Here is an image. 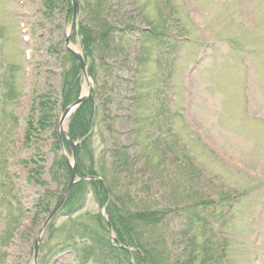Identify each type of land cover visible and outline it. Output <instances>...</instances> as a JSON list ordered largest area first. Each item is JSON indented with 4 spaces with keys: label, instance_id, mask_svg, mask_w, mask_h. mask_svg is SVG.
Segmentation results:
<instances>
[{
    "label": "rangeland",
    "instance_id": "374dc122",
    "mask_svg": "<svg viewBox=\"0 0 264 264\" xmlns=\"http://www.w3.org/2000/svg\"><path fill=\"white\" fill-rule=\"evenodd\" d=\"M78 1L79 8L81 5L85 8L78 11L76 35L70 36L67 41L72 16L67 15L66 10L57 9L53 16H46L43 14L42 0H0V264H34L33 245L39 229L44 226L48 216L47 213H42L40 204L44 202L50 211L55 209L66 185L64 181L55 180L51 173L57 151L52 150L54 140L50 131L39 133L36 139L27 144L26 120L32 115L37 127L40 109L32 108L39 97L51 95L50 97L57 101V107L53 110L57 117L50 121L49 126L58 130L59 116L63 113L60 96L61 78L63 70L69 66L70 58L68 47L82 48L85 55L80 42V21L90 25L95 33L99 32L103 19L110 22L114 27L113 32L121 37L113 38L112 42L116 45L122 42L121 48L124 50L126 42L122 40V36L127 31L125 26H148L149 23L145 20L141 8L154 16V0ZM175 1L178 2L176 15L183 17L185 21L183 29L189 33L188 36L200 42L190 44L183 41L180 44L178 56L173 61L177 67L176 75L174 81H169L171 88L167 91V95L172 94V98L163 99L167 103L166 106L174 107L180 113L176 118V127L190 145L187 153L193 155L197 164L201 166L200 170L204 172L200 185H210V191H216L223 181H229L227 186L237 188H243L244 183L249 182L264 184V52L257 51L260 45L255 39L251 41L247 29L256 24V31L261 34L260 26L264 30V0H260L263 12L260 26V17L255 16L252 0H244L240 4L236 0ZM93 4L96 6H92ZM98 13L102 16L96 19ZM239 29H243V32L239 33ZM203 34L212 36L221 44L216 43L219 47L218 52L211 50L210 45L207 46V42H203ZM231 36L238 41L236 47L228 42V37ZM261 36L264 41V32ZM137 38V35L132 36V41L128 42L130 49L133 50L130 51V56L122 50H119V54L107 56L105 59L101 58L99 53L89 57L88 61L85 56L88 71L90 64L96 70V76L91 77L93 92L87 101L94 97L96 105L102 108L101 116L109 114L110 118L106 121L101 119L94 126L93 147L98 166L101 164L102 156H105L109 166L111 154L117 149H124L129 153L133 158L132 184L129 185L133 196L143 193L142 182L150 181L152 173L158 181L150 182L153 185L151 191L159 200L157 183L162 184L163 180H168L167 173L163 170L156 153L157 157L147 156V152L156 151L154 147L146 148L151 135L147 132V127L144 124H134L129 116L131 98L134 95V82L131 81L138 78L129 62L139 52ZM245 49L253 51L247 53L248 63L253 69L241 64L239 56ZM226 51L232 54L227 57L235 60L234 68L229 67L224 61L221 52ZM196 59L200 61L195 62ZM220 61L222 64H219ZM156 70L154 61L146 65L144 73L140 76L144 87L150 84ZM118 74L129 80L118 81L116 77ZM83 77L81 72V88L77 99L84 96L83 87L86 83ZM227 84L230 88L223 101ZM163 85L164 81L160 83V86ZM166 85L168 86V83ZM12 87L13 98L9 97L13 95ZM144 87L142 92L148 90ZM246 97L250 98L248 104ZM87 101L77 107L70 117ZM149 112V108H140L136 114L142 119ZM70 117L64 124L66 128ZM164 128L166 131V127ZM162 132L163 139H171L168 132L164 130ZM191 135H196V143ZM209 148L214 154L208 152ZM59 155L67 164L70 181L69 163L62 152ZM36 157L43 158L41 161L43 167L39 176L35 178L32 170L38 169L39 163L34 161ZM163 157L169 158L166 154ZM24 159L27 162L23 163ZM173 165L172 163L168 166ZM149 168L151 171H147ZM120 171L121 177H125L127 171L122 167ZM76 173L78 174L77 167ZM77 182L79 177L76 175ZM116 186L118 189L123 188L121 181ZM47 194L51 195L49 199ZM180 194L183 195L182 192ZM111 199L110 197L109 200ZM162 201L165 202L164 199ZM66 204L67 201L41 233L42 245L37 264L104 263L107 259L99 253L96 254V250L94 254L92 253L93 256H87L80 238L78 236H75V239L69 238L66 227L69 230L72 227L73 216L82 218L96 212L102 213L106 205L100 207L91 192L85 195L84 202L79 208L68 211V208H65ZM259 206L257 201L254 213L250 215L253 207H243L240 210V219L227 229L233 237L230 242L233 264L235 262L264 264V210L257 212ZM105 210L109 219V210L108 208ZM253 215L258 218L254 232L251 230L252 225L249 224ZM50 224H53V229L58 232L51 233L48 229ZM93 224L90 222V225ZM110 225L112 228L111 222ZM182 228V216L172 212L165 220L164 231L167 232L168 244L174 254H179L184 244L180 236L173 231ZM69 239L76 242L73 246L76 250L69 247L52 254L50 248L58 249L57 244L68 242ZM254 244L258 246H253ZM83 260L84 262H80Z\"/></svg>",
    "mask_w": 264,
    "mask_h": 264
},
{
    "label": "trees",
    "instance_id": "16d2710c",
    "mask_svg": "<svg viewBox=\"0 0 264 264\" xmlns=\"http://www.w3.org/2000/svg\"><path fill=\"white\" fill-rule=\"evenodd\" d=\"M236 1L240 4V0ZM252 1V7L256 8H254L255 16L260 17V26V20L263 18H261L263 12L260 7V0ZM42 5L46 16L53 15L57 9L66 10L68 15L72 11L70 0H43ZM92 6L95 7L96 5L93 4ZM177 7L178 2L175 0H154V16L149 15L141 8L145 20L149 23L148 28L140 29L134 25L131 27L126 25L127 31L122 36V40L126 42L124 50L121 48L122 42L120 43V40V45L112 42L113 38L118 37L121 39V37L113 32L114 27L110 22L103 19L98 33H95L94 29L84 23V21L81 20L79 23L80 41L87 61L95 53H99L100 57L105 59L107 56L119 54V50L126 51L129 54L128 56H130L133 51L128 43L130 36L135 33L140 35L139 52L129 62L132 69L138 74L136 80H130L132 83L134 82V95L131 98L129 116L134 121V124H144L147 127V132L151 135L148 138L150 143L146 148L154 147L156 149V151L154 150L151 153L150 151L147 152V156H158L160 158V163L168 178V180H163L162 184L161 182L157 183L159 185L157 188L159 200L153 196L155 194L151 191L153 185L150 182L158 181V178L151 172L150 181L142 182L141 190L143 193L133 196L129 187L132 184L131 178L133 177V172L131 171L133 158L129 153L124 149H117L111 154L112 160L109 166L105 156H102L100 166L96 163L93 147V129L101 119L105 121L110 119L109 114L101 116L102 108L96 105L93 97L92 100L90 99L84 103L70 117L68 123L69 134L74 140H80L77 146L78 175L101 176L105 183L96 179L77 182L69 192L65 208H68V211H72L81 207L88 192L93 194L100 207L105 206L108 198L111 197L112 199L107 208L117 239L115 242L111 241L108 223L101 212L82 218H72L70 216L73 220L72 227L70 230L65 227L69 238L75 239V236L80 238V241L84 244L83 251L87 256L94 254L95 250L96 254L99 253L105 256L107 260L101 264H233V254L230 249V242H232L233 237L232 234L228 233L230 230L227 232V229L236 220L240 219V210L243 207H253L252 211L249 212L250 215L252 212L254 213L255 205L258 201L260 206L258 207L259 209L257 208V212L264 210V184L262 183L249 182L245 184L243 182L244 187L237 188L227 186L229 181H223L216 191H210V185H200L203 182V177L201 176L204 172L200 170L201 166L197 164L193 155L190 156L187 153L190 145L180 133V129L176 127V118L180 113L174 107L166 106L167 103L163 98H172V94L167 95V91L171 88L169 81H174L176 75L177 67L173 61L178 56L180 44L183 41H187L190 44L198 43L199 41L192 39V36H188L189 33L183 29L185 21L183 17L176 15ZM81 8L83 10L85 8L84 5H81L80 10ZM240 10L243 12L242 9ZM259 12L261 15H259ZM98 16L102 15L98 13L96 19ZM255 27L256 24L251 29L247 28L249 38H251V41L253 39L258 41L257 43L260 45L258 52H264V41L262 40L263 36H261L264 30L260 26V34ZM238 31L242 33L243 29ZM258 33L260 35L257 36L256 34ZM202 40L207 42L206 45L208 44L205 38L202 37ZM217 42L212 37L210 48L215 50V52H218ZM228 42L233 47H236L238 41L231 36L228 37ZM230 51L221 52V54H223L224 61L228 63V66L234 68L235 60H230L227 57L232 55ZM242 51L239 56L241 64L247 65L249 68L247 53H253V51L251 49H245V52ZM69 56V66L63 71L61 78L60 96L63 108L77 100L81 88L80 66L73 54L69 52ZM151 61L156 63L157 70L150 84L144 87L140 76L144 73L146 65ZM219 64H222V61ZM90 65L89 74L94 77L96 76V70L92 64ZM256 65L254 68H256ZM116 77L118 81L127 80L124 75L118 74ZM163 81L164 85L160 86ZM167 83L168 86L166 85ZM143 87L148 88V90L142 92ZM225 87L230 88L228 84ZM12 90L13 95L9 97L14 96V87H12ZM50 96L47 95L45 98L41 96L36 100L37 102H35V106L32 109L35 110L36 107L40 109L36 122L37 127L31 115L27 120L26 141H33L39 133L51 132L54 140L52 143L54 149L52 150L57 151L54 158V168L56 170L51 168V173L54 175L53 178L55 180L64 181L67 184V180H69L68 167L59 155L61 146L57 139V132L55 128H51V125L49 126L50 121L57 117L53 113V110L57 107V101ZM140 108L150 109V112L144 115L142 119H139L136 114ZM185 126L188 127L187 124ZM164 127H166V132L170 134V140L162 137V129ZM157 130L160 132L159 134ZM191 136L196 143V135ZM63 141L68 151H70L65 138H63ZM161 142L163 145H161ZM208 152L214 154L211 149ZM143 154L146 155V152ZM164 154L169 158H164ZM42 159V157L34 158V161L39 163L38 169L33 168L32 170L35 178L42 171ZM25 162L27 160H23V163ZM172 163L174 164L173 167H169L168 165ZM120 167L127 171L125 177H121ZM150 169L147 171H151ZM119 181L123 184V188H117L116 184ZM200 187L204 188V190ZM262 188L263 191L261 192ZM50 197L51 195L47 194V198L49 199ZM163 199L165 202L162 201ZM38 205L39 203L36 204V206ZM40 205L42 213L50 211L44 202ZM172 212L178 213L183 219V228L173 231L180 236L184 244L179 254L173 253L168 244L167 232L164 231L165 220ZM257 219L253 215L249 220V224L252 225V232H254ZM245 220L248 223L247 217ZM90 222L94 224L90 225ZM53 227V224L49 225L48 229H50L51 233L56 231ZM75 244L76 242H72L69 239L68 242L58 244V246L63 250L66 246L73 247ZM118 244L133 245L138 250L129 251L125 246L122 247ZM253 246L258 245L254 244Z\"/></svg>",
    "mask_w": 264,
    "mask_h": 264
},
{
    "label": "water",
    "instance_id": "95a60500",
    "mask_svg": "<svg viewBox=\"0 0 264 264\" xmlns=\"http://www.w3.org/2000/svg\"><path fill=\"white\" fill-rule=\"evenodd\" d=\"M72 4H73V18H72V24L69 27L67 41H69V38L72 35L74 27H75V25L77 23L78 0H72ZM68 48L76 55L77 59L80 62L81 69H82V72H83V76L85 78L86 86L83 87V95L84 96L80 97L75 103H73L71 106L67 107V109L65 110V112H64V114L62 116V119H61L60 124H59V129H62L64 131L65 135H68V133L63 129V124H64L66 118L68 116H70L71 113L77 107H79L83 102L87 101L88 97L93 92V86H92V83H91L90 78H89L88 73H87L86 63H85V60H84L82 52L74 49L73 47H68ZM67 138H68V142H69V144H70V146L72 148V151H73L72 158H70V159H69V156L67 154H65L66 159H67V161L69 163L70 172H71V178H70L69 184L67 185L64 193L62 194L57 206L55 207V209L52 211V213L49 215V217L45 221L44 226L40 229L39 236L37 237V240H36V243H35L34 264L37 263V257H38V252H39V243H40V235L44 231V227L47 226V223L50 221V219L53 217V215L62 206V204L64 203V201H65V199H66V197L68 195V192H69L72 184L76 182V167H77L76 145H77V142H75L72 138H70L69 135H68Z\"/></svg>",
    "mask_w": 264,
    "mask_h": 264
}]
</instances>
